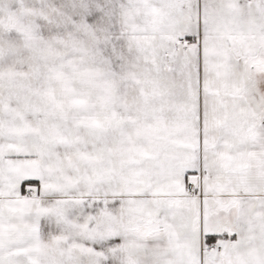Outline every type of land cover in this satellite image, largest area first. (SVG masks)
<instances>
[{"label": "snow or ice", "instance_id": "1", "mask_svg": "<svg viewBox=\"0 0 264 264\" xmlns=\"http://www.w3.org/2000/svg\"><path fill=\"white\" fill-rule=\"evenodd\" d=\"M0 264H264V0H0Z\"/></svg>", "mask_w": 264, "mask_h": 264}]
</instances>
